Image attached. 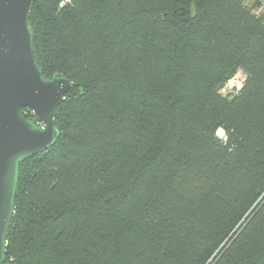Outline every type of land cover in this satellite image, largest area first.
<instances>
[{
    "label": "trees",
    "instance_id": "1",
    "mask_svg": "<svg viewBox=\"0 0 264 264\" xmlns=\"http://www.w3.org/2000/svg\"><path fill=\"white\" fill-rule=\"evenodd\" d=\"M63 1L30 6L43 76L73 87L19 164L4 264H264V14Z\"/></svg>",
    "mask_w": 264,
    "mask_h": 264
},
{
    "label": "water",
    "instance_id": "2",
    "mask_svg": "<svg viewBox=\"0 0 264 264\" xmlns=\"http://www.w3.org/2000/svg\"><path fill=\"white\" fill-rule=\"evenodd\" d=\"M31 2L0 0V264L15 212L19 164L55 142L56 110L73 87L65 76L42 74L29 24ZM23 107L39 122L25 117Z\"/></svg>",
    "mask_w": 264,
    "mask_h": 264
},
{
    "label": "rangeland",
    "instance_id": "3",
    "mask_svg": "<svg viewBox=\"0 0 264 264\" xmlns=\"http://www.w3.org/2000/svg\"><path fill=\"white\" fill-rule=\"evenodd\" d=\"M246 4L252 6L256 13L264 14V0H245ZM246 74L243 70L238 69L236 74L226 81V83L221 88V93L226 96H233L242 87ZM223 131H219L220 136Z\"/></svg>",
    "mask_w": 264,
    "mask_h": 264
},
{
    "label": "built area",
    "instance_id": "4",
    "mask_svg": "<svg viewBox=\"0 0 264 264\" xmlns=\"http://www.w3.org/2000/svg\"><path fill=\"white\" fill-rule=\"evenodd\" d=\"M69 1H70V0H64V1L62 2V5L65 4L66 2H69ZM219 131H223L222 134H221L220 136H221V137H225V131H224L222 128L218 130V133H219Z\"/></svg>",
    "mask_w": 264,
    "mask_h": 264
}]
</instances>
